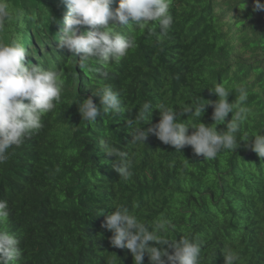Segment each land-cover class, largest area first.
Here are the masks:
<instances>
[{"label": "trees", "instance_id": "1", "mask_svg": "<svg viewBox=\"0 0 264 264\" xmlns=\"http://www.w3.org/2000/svg\"><path fill=\"white\" fill-rule=\"evenodd\" d=\"M118 6L113 0L110 7ZM254 7L255 0H172L173 23L162 39L156 22L153 32L110 22L112 33L135 36V48L118 63L93 61L82 70L80 56L59 47L68 12L63 0H0L8 17L0 43L19 39L27 60L62 72L63 79L61 104L0 165V200L9 206L0 230L19 239L18 264H134L130 250L112 247V232L102 227L120 205L147 224L169 221L170 240L201 242L200 264H225L231 248L242 254L234 264H248L251 253L264 259V161L245 147L264 134V11ZM218 83L249 93L251 115L235 152L204 160L190 146L178 152L152 134L145 144H132L136 125L127 121L145 102L153 106L151 123L140 125L146 131L159 122L156 106L179 111L197 97L215 102L219 97L208 89ZM104 85L120 94L125 111L114 116L101 110L88 125L77 104L92 98L99 107L93 94ZM238 96L234 88L229 103ZM213 111L206 105L191 122L211 125ZM101 141L132 161L130 178L114 170L117 158L101 151ZM144 264H150L147 255Z\"/></svg>", "mask_w": 264, "mask_h": 264}, {"label": "clouds", "instance_id": "2", "mask_svg": "<svg viewBox=\"0 0 264 264\" xmlns=\"http://www.w3.org/2000/svg\"><path fill=\"white\" fill-rule=\"evenodd\" d=\"M63 3L68 12L63 19L59 47L79 55L82 70L93 61L118 63L135 48V36L112 33L110 22H119L122 28L134 24L137 29L143 31L147 28L149 32L154 31L153 22H156L160 29L158 39L167 34L173 23L170 14L172 0H119L115 10L110 7L113 0H63ZM254 11H264V3L255 0ZM7 18V12L0 9V27ZM81 28L91 30L81 31ZM100 28L103 30H98ZM28 57L29 51L19 39L10 44L0 43V165L9 161L14 147H20L26 138L38 131L42 127V118L62 102V72L43 70L27 60ZM101 75L106 77L108 73ZM234 88L239 91V96L234 103H229ZM208 90L216 94L218 100L204 104L200 102L201 97H197L179 111L165 104L156 106L160 112L159 122L146 131L140 125L151 123L153 106L150 101L145 102L134 119L127 121L130 128L136 125L130 133L132 144H145L148 135L152 134L178 152L190 146L194 154L204 160L215 159L221 151L235 152L243 142L237 139V134L251 115V110L245 106L249 93L243 87H226L223 83ZM93 95L99 98V107L92 98L82 99L77 104L88 125L97 122L101 110L114 116L125 111L120 94L111 85H104ZM206 105L214 109L211 117L214 123L207 126L193 124L190 118L201 117ZM230 113L232 119L226 123ZM185 115L187 121L180 122ZM219 125H225V128L218 131ZM245 147L264 161V134H255ZM101 151L117 158L112 166L122 179L131 177L132 161L126 160L119 149L101 141ZM8 207L6 200H0V225L8 221ZM102 227L112 232V247L130 250L134 264H144L146 255L150 264H200L201 242L187 236H182L179 241L170 240L168 232L173 226L167 220L147 224L134 211L120 205L107 215ZM228 251L224 254L225 264L242 259L236 248ZM250 255L248 264H264L258 253ZM21 256L19 239L0 230V264H18Z\"/></svg>", "mask_w": 264, "mask_h": 264}]
</instances>
